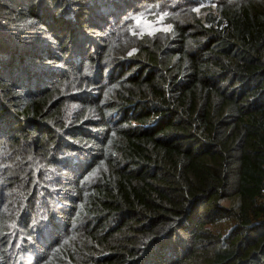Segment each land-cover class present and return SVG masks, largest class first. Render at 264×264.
<instances>
[{"label":"trees","instance_id":"16d2710c","mask_svg":"<svg viewBox=\"0 0 264 264\" xmlns=\"http://www.w3.org/2000/svg\"><path fill=\"white\" fill-rule=\"evenodd\" d=\"M0 264H264V0H0Z\"/></svg>","mask_w":264,"mask_h":264},{"label":"rangeland","instance_id":"374dc122","mask_svg":"<svg viewBox=\"0 0 264 264\" xmlns=\"http://www.w3.org/2000/svg\"><path fill=\"white\" fill-rule=\"evenodd\" d=\"M204 5H200L196 8L199 9ZM140 21L138 24L137 21ZM168 27L166 18L155 7H147L131 14L130 32L136 36H142L144 34L154 33L160 30H164ZM231 200L225 201L224 204H230ZM213 228L223 229L224 226L216 225Z\"/></svg>","mask_w":264,"mask_h":264},{"label":"snow or ice","instance_id":"6c2138e0","mask_svg":"<svg viewBox=\"0 0 264 264\" xmlns=\"http://www.w3.org/2000/svg\"><path fill=\"white\" fill-rule=\"evenodd\" d=\"M137 23L139 24V23H140V21L138 20V21H137ZM164 30H165V31H168V29H167V28H166V29H164Z\"/></svg>","mask_w":264,"mask_h":264}]
</instances>
